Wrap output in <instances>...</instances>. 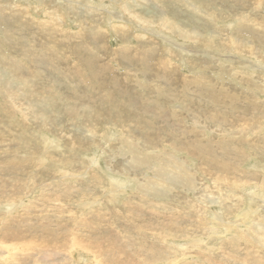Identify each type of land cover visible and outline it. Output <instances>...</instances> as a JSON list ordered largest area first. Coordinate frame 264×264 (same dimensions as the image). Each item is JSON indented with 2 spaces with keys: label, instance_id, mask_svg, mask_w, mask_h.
Masks as SVG:
<instances>
[{
  "label": "rangeland",
  "instance_id": "374dc122",
  "mask_svg": "<svg viewBox=\"0 0 264 264\" xmlns=\"http://www.w3.org/2000/svg\"><path fill=\"white\" fill-rule=\"evenodd\" d=\"M263 141L264 0H0V264H264Z\"/></svg>",
  "mask_w": 264,
  "mask_h": 264
},
{
  "label": "bare ground",
  "instance_id": "6f19581e",
  "mask_svg": "<svg viewBox=\"0 0 264 264\" xmlns=\"http://www.w3.org/2000/svg\"><path fill=\"white\" fill-rule=\"evenodd\" d=\"M147 22H149V20H146ZM183 37H185V35L183 36ZM193 40V39H192ZM188 41H189V38H188ZM187 41V42H188ZM191 41V40H190ZM184 44V43H183ZM175 45V44H174ZM253 46H255V45H253ZM252 46V47H253ZM196 47V46H195ZM194 47V48H195ZM180 48V47H179ZM232 48L233 49H235V50H237V51H241V50H243V49H245V48H247V49H249V47H245V45H243V44H241V43H237V41H235V40H233L232 41ZM257 48H259V47H257ZM186 49V48H185ZM195 49H197V48H195ZM255 51V50H254ZM199 52H200V50H199ZM232 53V52H231ZM262 53V52H261ZM233 54V53H232ZM238 55V54H237ZM223 56V55H222ZM224 56H226V55H224ZM235 56V55H234ZM240 57V56H239ZM245 57V56H244ZM205 59V58H204ZM244 59V58H243ZM253 63V62H252ZM250 64V63H249ZM259 69V68H258ZM167 72V71H166ZM165 72V73H166ZM164 74V73H163ZM166 75V74H165ZM174 75H176V73L174 74ZM185 83V82H184ZM176 84H177V82H176ZM223 88V87H222ZM230 90V89H229ZM226 92H227V90H226ZM230 94V93H229ZM224 112V111H223ZM225 113V112H224ZM227 122V121H226ZM264 142V141H263ZM216 164V163H215ZM229 164V163H228ZM138 165V164H137ZM221 165H222V163H221ZM227 165V164H226ZM225 165V166H226ZM229 167V166H228ZM53 170V169H52ZM170 170V169H169ZM176 170H179L178 168L176 169ZM209 170H210V175H211V178H212V180L214 179V177H216V179L214 180V182L216 183V184H223V185H228L229 184V177H230V174L229 173H219L220 172V166H212V167H209ZM170 173V172H169ZM178 173H180V172H178ZM177 173V174H178ZM170 176H171V174H170ZM175 177H177V176H174V178ZM181 178H182V180H183V183H184V185L186 186V187H188V188H192L193 187V183H191L188 179L190 178V177H186L184 174H182L181 175ZM252 179H255V178H252ZM218 182H217V181ZM32 183H33V181H31ZM31 184V183H30ZM239 184L238 183H234V186H238ZM151 186V185H150ZM9 196V195H8ZM255 196V195H254ZM262 196V195H261ZM212 198H215V196H213ZM256 199H260L259 198V196H256ZM212 212V211H211ZM252 213H254V212H252ZM247 215H245V217H246ZM242 217H244V216H242ZM239 220V219H238ZM244 220H245V218H244ZM242 221H243V219H242ZM245 222V221H244ZM243 223V222H242ZM242 223H241V225H242ZM244 224V223H243ZM237 227V226H236ZM263 229V228H262ZM5 233V232H4ZM7 234V233H6ZM13 233H11V235H12ZM8 235V234H7ZM16 235V234H15ZM3 236V235H2ZM22 236V235H21ZM20 236V237H21ZM32 236V235H31ZM13 237V236H12ZM16 237V236H15ZM22 237H24V236H22ZM17 238V237H16ZM26 238V237H25ZM30 238H32V237H30ZM36 238V237H35ZM14 239V238H13ZM27 239V238H26ZM26 239H23V240H25L24 242H27L26 241ZM74 240V239H73ZM31 241V240H30ZM22 243V242H21ZM43 243H45L46 245L48 244L47 243V241H45V242H43ZM35 244V243H34ZM42 244V243H41ZM40 244V245H41ZM36 245V244H35ZM38 245V244H37ZM17 246V245H16ZM24 246V245H23ZM26 246V245H25ZM24 246V247H25ZM39 246V245H38ZM22 247V246H21ZM3 248V247H2ZM43 248H45V247H43ZM72 248V247H71ZM38 249V248H37ZM41 249V248H40ZM18 250V249H17ZM36 250V249H35ZM42 250V249H41ZM75 251V250H74ZM12 254V253H11Z\"/></svg>",
  "mask_w": 264,
  "mask_h": 264
}]
</instances>
